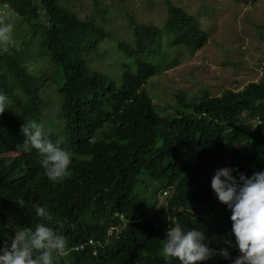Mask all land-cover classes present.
I'll use <instances>...</instances> for the list:
<instances>
[{
    "label": "trees",
    "instance_id": "16d2710c",
    "mask_svg": "<svg viewBox=\"0 0 264 264\" xmlns=\"http://www.w3.org/2000/svg\"><path fill=\"white\" fill-rule=\"evenodd\" d=\"M70 2L0 0V15L13 14L31 32L21 49L0 51V91L11 101L0 114V247L10 243L14 226L45 223L66 241L54 264H176L162 253L171 223L208 238L231 231L230 210L210 188L215 170L236 167L250 176L264 168V69L257 82L220 96L204 91L186 100L177 93L170 110L159 113L145 85L176 65V49L193 54L205 44L196 19L166 2L162 27L129 19L128 39L121 40L76 15ZM30 44L61 75L53 117L45 114L50 105L43 113L39 94L47 78L29 71ZM101 49L117 54L120 72L112 80L93 67ZM42 114L52 119L40 120L48 138L72 152L59 183L46 177L35 149L17 147L24 122H39ZM147 180L156 184L149 203L137 194ZM159 192L166 193L164 206L150 213ZM37 205L49 217L36 216ZM229 253L211 264H231L239 252L233 246Z\"/></svg>",
    "mask_w": 264,
    "mask_h": 264
},
{
    "label": "rangeland",
    "instance_id": "374dc122",
    "mask_svg": "<svg viewBox=\"0 0 264 264\" xmlns=\"http://www.w3.org/2000/svg\"><path fill=\"white\" fill-rule=\"evenodd\" d=\"M166 2L193 16L207 37L205 44L193 54L184 48L176 49V65L147 81L145 89L159 113L170 110L177 93L182 92L186 100L197 98L204 91L211 96H220L226 89L238 91L260 79L264 69V0H99L98 5L94 0H71L69 8L81 18H93L96 24L113 36L127 40L129 19L138 24L162 27L167 18ZM9 21L14 25L12 45L21 49L31 38V32L26 25L15 22L13 14L9 15ZM108 39H104V46L108 44ZM30 46L27 55L31 57L32 66L29 71L47 78L41 83L39 94L43 101V113L44 108L50 105L45 114L53 117L60 111L61 97L57 89L61 86V75L46 56L40 54L36 44ZM170 49L174 51L173 47ZM99 55L95 57L99 59L93 67L114 79L120 72L116 52L101 49ZM42 116L38 118L39 122L46 119L47 125L52 123L51 118ZM212 169V166L206 167V177ZM145 184L149 185L147 190L138 189L137 194L145 196L144 200L149 203L148 195L155 191L156 184L151 180ZM164 197L162 192L157 194L155 207L150 213L164 206ZM229 233L222 236L234 243V237ZM222 236H216L209 246L217 249L227 247L220 240ZM220 258L215 255L201 264H211Z\"/></svg>",
    "mask_w": 264,
    "mask_h": 264
},
{
    "label": "clouds",
    "instance_id": "9594fccd",
    "mask_svg": "<svg viewBox=\"0 0 264 264\" xmlns=\"http://www.w3.org/2000/svg\"><path fill=\"white\" fill-rule=\"evenodd\" d=\"M14 25L9 13L0 15V51H6L13 43ZM10 98L0 91V114L9 109ZM24 140L17 147L23 152L35 149L46 177L53 183L61 182L72 164L71 150L59 146V141L48 138V132L40 122L25 121L20 129ZM236 173V175H234ZM210 188L216 199L230 210L233 240L220 237L227 247H210V240L198 228H188L171 223L162 243V253L176 264H201L215 255L230 259L229 248L235 247L239 255L231 264H264V168L250 176L240 173L236 167H220L211 177ZM165 196L166 193L162 192ZM38 217H49L46 207L37 205ZM14 236L9 244L0 247V264H54V258L66 247L63 235L45 223L34 229L14 226ZM81 249L82 246L75 248Z\"/></svg>",
    "mask_w": 264,
    "mask_h": 264
}]
</instances>
